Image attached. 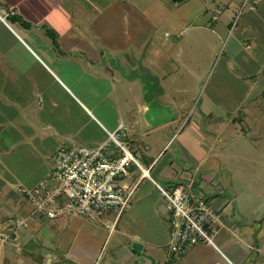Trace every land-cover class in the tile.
<instances>
[{"label":"crops","instance_id":"0c3cea01","mask_svg":"<svg viewBox=\"0 0 264 264\" xmlns=\"http://www.w3.org/2000/svg\"><path fill=\"white\" fill-rule=\"evenodd\" d=\"M111 22L124 38L112 35L109 29L114 27L107 28ZM12 26L30 51L38 47L53 60L75 63L85 72L88 69L96 83L102 74L98 77L94 66L101 65L104 76L113 78L116 86L121 83L115 99L121 116L125 107L118 95H123L122 85L128 86L134 114L108 122L109 126L97 120L104 134L89 142L97 146L122 126L121 139L143 168L150 169L153 179L140 181L113 230L115 211L100 218L34 215L19 188L35 186L49 174L52 154L70 136L57 129L48 133L50 123L39 125L41 120L32 117L22 96L30 84L14 83L11 79L18 72L0 65V240L1 254L6 247L9 252L6 264H14L13 251L21 256V264H264V195L260 190L254 195L244 193L247 186H253L240 188L236 144L225 150L226 141L250 142L254 151L249 157L261 159L258 164L264 165V0H0V30L13 36ZM143 26L152 27L153 32L155 28L154 38L153 32L138 37ZM132 29L136 34L130 35ZM48 30L55 33L56 43ZM230 36L233 43L226 64L234 70L236 86L240 83L243 93L250 95L249 101L245 106L241 98L226 106L215 101L205 104L207 111L199 116L208 121L199 120L195 128L201 154L185 164L186 147L175 153L165 148L182 133L188 111L195 106L192 87L202 73L198 62L216 53ZM12 43L4 44L0 35V46L8 52ZM75 50L81 53L74 55ZM113 55L118 57L117 68L111 64ZM10 56L13 53L0 56V63L10 62ZM169 59L184 64L171 69L165 66ZM84 61L90 62V69L82 68ZM148 61L154 67L160 64L151 70ZM184 67L188 81L182 86L177 80L183 79ZM64 70L69 71L68 67ZM146 77L154 79L149 100L145 98ZM119 78L128 81L122 83ZM155 85L159 86L156 90ZM236 86L231 93L241 94ZM177 93L181 95L178 100ZM124 99L128 98L124 95ZM229 109L232 113L223 114ZM154 111L169 112L158 118ZM213 111L220 116L218 112L213 118ZM230 125L242 129L226 139ZM33 150L46 158L43 165L32 166L29 154ZM111 150L119 153L115 144ZM195 162L197 167H192ZM251 163L257 164L255 160ZM140 175L133 166L123 183L132 186ZM190 179L194 190L220 213L223 225L214 234V245L199 243L174 255L168 247L169 213L158 184L171 188Z\"/></svg>","mask_w":264,"mask_h":264},{"label":"rangeland","instance_id":"374dc122","mask_svg":"<svg viewBox=\"0 0 264 264\" xmlns=\"http://www.w3.org/2000/svg\"><path fill=\"white\" fill-rule=\"evenodd\" d=\"M146 16L148 15L146 14ZM109 26L114 27V23H108L107 28ZM13 28L15 29V27ZM142 28L143 29L139 28L138 32L136 31L138 35L140 34L138 37H146L149 33L153 32L151 29L152 27L150 26H143ZM109 30H111L113 36L117 34V37H125V34L124 36L120 35L119 28L114 27ZM2 31L3 30H0V35L1 38L4 39V44H10L11 41H13V43L9 48V52L5 50V47L0 46V56H4L6 54L8 55L9 53H13V56H10V62H3L0 63V65H4L5 67L11 69V71L14 70L18 72L15 77L11 79L14 83L19 84L24 83L25 81L30 84V89H28V85L26 89L23 88L22 96L31 108L32 117L37 120H41L39 125L42 124L43 126V124L45 125L50 123L52 125V130H47L48 133H52V131L57 129L60 132L59 134L70 136L66 141L67 144L63 145H69L71 142H74L91 147L92 143H90L89 140L95 137H101V135L104 134L102 124L109 126L107 124L108 122L120 119L124 120L126 119L125 115L134 114L135 105L132 101V94L128 92L126 93V87H128L127 85H122L123 95H118L122 98L120 104L125 107V109L120 111L122 116L119 111L116 110V105L119 104L115 102V99L117 97V92H119L118 89L121 86V83L116 86V83L113 82V78L108 75L104 76L105 70L101 68V65L98 63L94 66V68H97L96 70L99 74H97L98 77L102 74V80H100L99 83H96V81L92 79V75H90L92 72L88 69H84L85 67L89 68L87 65H89L90 62H82L84 65L82 68L86 70V72L82 69L79 70L75 67V63H67L65 60H53L38 47H34V51H30V48L25 42L21 41V39L18 40L19 35L17 32H19V30L15 29V31H12L13 36H10L9 33L4 34ZM154 33L155 28L152 33L153 38L155 36ZM133 34L136 33H134L132 29L130 35ZM12 37H15L17 40ZM232 43L233 41L230 36L226 41H224L221 47L220 44L218 45L219 47L217 48L218 50L216 53H209L206 60L198 62V65H201L199 74L201 72L202 73L201 78L197 80V83L192 87V97L194 98L195 106L191 111H188L189 115L182 126V133L177 137H174L165 148L168 153H175L178 148H183V146L186 147L185 151L187 153L185 164H190L191 162L193 163L195 157L201 154V151L197 146V142L200 137L196 134L195 128H197V124L200 125L199 120L208 121V119L201 118V116H199L201 113H206L207 110L203 109L205 104H210L212 101H215L226 106L228 104H237L239 98H241V105L245 106L249 101L250 95L247 96L243 93L244 87L243 85H240V83L236 86V76L233 75L234 70L229 68L226 64L229 47L231 48L230 45ZM66 49L67 48H65V50ZM159 51L160 48H158V52ZM80 53V51L76 50L73 52L74 55H78ZM113 56L111 57V64L114 68H117V66H119L117 61L118 57L115 55ZM182 59H185V56H183ZM182 62L184 61L182 60L176 63L174 59H169L165 62V66L173 69L174 66H177V64H184ZM147 64L150 66L151 70H155L157 65L160 63L158 62L156 67H154L149 61ZM9 65L11 66L9 67ZM71 66L74 68H71ZM63 67H68L69 71H65ZM94 70L95 69H93V71ZM130 71L132 70L130 69ZM181 71H183L184 77L183 79L180 77L177 82L181 85L183 84L182 86H185L187 85L186 82L188 81V74L185 67L182 68ZM125 74L126 73H124V76ZM152 79L153 77H146L145 80L146 100H149L152 96ZM124 80L126 79L124 78ZM124 80L120 79L119 81L123 83ZM235 86L237 89H240L241 94H238L236 91L235 94L231 93L232 87ZM158 87V85H155L154 89L156 90ZM237 91L239 92V90ZM124 95L128 99L125 100ZM174 96H176L177 100L181 97L178 93ZM154 112L158 118H165L168 114L167 112L169 111ZM213 112L214 115L212 117L214 118L219 111ZM224 112L225 114L228 112L232 113V109L223 111V114ZM97 120H99L102 124L100 125ZM239 129L241 130L242 127L238 125L226 126L224 134L225 138L230 139V135L233 131L237 133L236 130L239 131ZM255 132L261 133L257 130H255ZM233 143L236 144L235 149H238V153L240 154L238 160L241 161V163L237 164V166L235 165L237 167L236 172L238 173L237 175L241 185L240 188L242 189L243 185L246 186L251 184L253 188H248L247 186V189L244 191L245 194L254 195L260 190L259 193L264 195V165L260 166L258 164L261 159H253L249 157L251 152L254 151L252 143L244 141H226L225 150H231V145ZM227 144L229 146H227ZM29 155H31L30 159L32 161V166L35 167V165H43L45 163L46 158L43 155H37L34 150ZM190 158L191 161L189 160ZM253 160L257 162L256 165L251 163ZM192 167H197V163L195 162ZM4 250V253L1 254L0 264H6L9 254L7 247L4 248ZM10 255L14 264L22 263L23 260L21 256L15 253V251L10 252Z\"/></svg>","mask_w":264,"mask_h":264},{"label":"built area","instance_id":"2783aa9c","mask_svg":"<svg viewBox=\"0 0 264 264\" xmlns=\"http://www.w3.org/2000/svg\"><path fill=\"white\" fill-rule=\"evenodd\" d=\"M109 133L97 146L78 143L62 145L51 157L49 174L35 186H20L21 194L33 207V214L55 219L66 215L100 218L115 211L111 229L130 206L137 186L144 178L153 179L127 149L120 130ZM115 144L119 153H112ZM136 166L140 179L129 186L123 183L131 167ZM169 213L171 253L179 255L199 243L214 245V234L223 225L220 213L194 190L193 180L165 188L158 184Z\"/></svg>","mask_w":264,"mask_h":264},{"label":"trees","instance_id":"16d2710c","mask_svg":"<svg viewBox=\"0 0 264 264\" xmlns=\"http://www.w3.org/2000/svg\"><path fill=\"white\" fill-rule=\"evenodd\" d=\"M47 34L50 36V38L53 40V42L56 43L55 33L52 30H48Z\"/></svg>","mask_w":264,"mask_h":264},{"label":"water","instance_id":"95a60500","mask_svg":"<svg viewBox=\"0 0 264 264\" xmlns=\"http://www.w3.org/2000/svg\"><path fill=\"white\" fill-rule=\"evenodd\" d=\"M1 249H2V242L0 240V258H1Z\"/></svg>","mask_w":264,"mask_h":264}]
</instances>
